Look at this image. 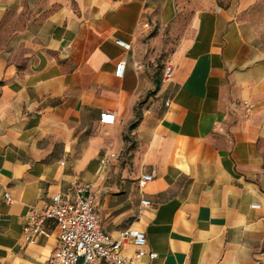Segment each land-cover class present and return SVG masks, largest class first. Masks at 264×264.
<instances>
[{
  "label": "crops",
  "instance_id": "obj_1",
  "mask_svg": "<svg viewBox=\"0 0 264 264\" xmlns=\"http://www.w3.org/2000/svg\"><path fill=\"white\" fill-rule=\"evenodd\" d=\"M254 1L0 0V264H47L57 226L29 242L26 214L77 182L104 232L144 231L157 256L137 264H264V48L243 18Z\"/></svg>",
  "mask_w": 264,
  "mask_h": 264
},
{
  "label": "built area",
  "instance_id": "obj_2",
  "mask_svg": "<svg viewBox=\"0 0 264 264\" xmlns=\"http://www.w3.org/2000/svg\"><path fill=\"white\" fill-rule=\"evenodd\" d=\"M144 26H147L145 23ZM116 44L129 49L130 44L116 40ZM126 63L124 59L115 65V76L121 77ZM174 67L167 64L163 71V80H170ZM168 104V103H166ZM245 104L246 101H245ZM249 109V105H246ZM115 121V114L104 110L99 114L101 124L110 125ZM118 155L111 152L100 158L101 165L106 169L111 160ZM156 171L152 169L143 174L140 184L153 179ZM7 202L10 201L8 192L3 193ZM96 194L89 183H74L68 194H55L51 203L44 207H31L27 214V223L23 228L24 237L32 242L36 237L45 235V224L53 221L58 229L59 243L47 264H137L142 257L154 259L157 253L146 249V236L144 231L133 227L120 229L115 236L103 231L99 216L95 210ZM148 199H141V206H150ZM130 242L134 246L131 255L123 253V245Z\"/></svg>",
  "mask_w": 264,
  "mask_h": 264
},
{
  "label": "rangeland",
  "instance_id": "obj_3",
  "mask_svg": "<svg viewBox=\"0 0 264 264\" xmlns=\"http://www.w3.org/2000/svg\"><path fill=\"white\" fill-rule=\"evenodd\" d=\"M243 18L251 25L258 43L264 48V0H255L244 12Z\"/></svg>",
  "mask_w": 264,
  "mask_h": 264
},
{
  "label": "trees",
  "instance_id": "obj_4",
  "mask_svg": "<svg viewBox=\"0 0 264 264\" xmlns=\"http://www.w3.org/2000/svg\"><path fill=\"white\" fill-rule=\"evenodd\" d=\"M156 88H157V87H156ZM133 126H134V124L130 125V127H129V128L131 129Z\"/></svg>",
  "mask_w": 264,
  "mask_h": 264
}]
</instances>
